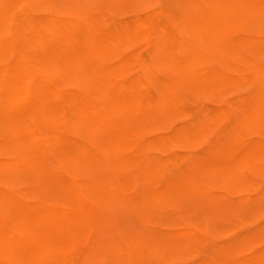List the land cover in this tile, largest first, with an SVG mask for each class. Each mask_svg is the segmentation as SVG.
<instances>
[{
  "label": "bare ground",
  "instance_id": "obj_1",
  "mask_svg": "<svg viewBox=\"0 0 264 264\" xmlns=\"http://www.w3.org/2000/svg\"><path fill=\"white\" fill-rule=\"evenodd\" d=\"M190 199L221 208L160 232ZM263 243L264 0H0V264H264Z\"/></svg>",
  "mask_w": 264,
  "mask_h": 264
},
{
  "label": "rangeland",
  "instance_id": "obj_2",
  "mask_svg": "<svg viewBox=\"0 0 264 264\" xmlns=\"http://www.w3.org/2000/svg\"><path fill=\"white\" fill-rule=\"evenodd\" d=\"M257 28L255 27L254 30H256ZM215 97H207L206 99L203 100L204 104L209 105L213 102H216ZM177 119H175V123H176ZM184 148L182 147H178L176 152L182 153L184 152ZM190 205L188 208H186L184 210V214L182 215V217H178L176 215H173L171 213L168 212H164L162 211L161 213H159V219L160 222H162L161 226H159V231L160 232H165L167 231L169 228H172L174 226H178L183 224L182 222H195L197 224L203 225L204 220H205V216H207V214H209V212H215V211H219L221 206L218 204H213V205H203V204H197L195 203L196 201L194 199H190L189 200ZM257 204V203H255ZM192 205V206H191ZM244 218V215L241 216H231L230 218H222L218 220V225L220 226H225L227 225L230 221H235V219L238 218ZM172 220V221H171ZM128 227L130 228L129 230L133 231V232H137L140 228L138 227L137 224L133 223L132 221L128 222ZM232 239V238H231ZM230 239V240H231ZM226 240L225 237L221 236V235H217V236H212L211 238H209L208 240H206L204 242L205 247H213L215 245H218L219 243H222ZM264 244V243H263ZM261 246H257L256 249L262 247Z\"/></svg>",
  "mask_w": 264,
  "mask_h": 264
}]
</instances>
